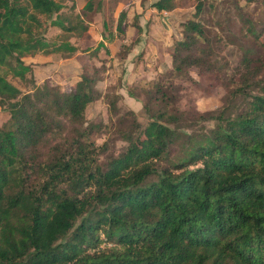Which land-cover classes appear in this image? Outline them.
I'll use <instances>...</instances> for the list:
<instances>
[{
	"label": "trees",
	"instance_id": "obj_1",
	"mask_svg": "<svg viewBox=\"0 0 264 264\" xmlns=\"http://www.w3.org/2000/svg\"><path fill=\"white\" fill-rule=\"evenodd\" d=\"M85 1L64 14L59 0H0V107L14 122L0 129V264H264V63H252L264 61L260 33L242 19L257 48L242 47L225 81L242 109L198 134L174 128L167 99L142 128L128 111L126 145L103 166L91 136L105 124L82 116L100 97L115 114L116 98L94 86L97 67L68 92L46 83L21 92L6 79L24 78L23 56H70L69 38L82 37L100 9ZM176 1L151 7L171 11ZM192 1L168 53L176 73L219 68L199 45L205 0ZM51 26L63 33L58 43L44 37ZM153 94L164 99L159 85Z\"/></svg>",
	"mask_w": 264,
	"mask_h": 264
},
{
	"label": "rangeland",
	"instance_id": "obj_2",
	"mask_svg": "<svg viewBox=\"0 0 264 264\" xmlns=\"http://www.w3.org/2000/svg\"><path fill=\"white\" fill-rule=\"evenodd\" d=\"M59 1L65 5L64 14L80 13L86 2ZM100 1L99 11L89 17L87 32L80 38H69L76 47L70 56L36 52L20 58L26 66L23 79L6 75L21 92H29L42 83L68 92L84 71L90 70L91 65L97 67L96 75L100 79L95 82V88L102 95L116 98L115 114L102 97L89 102L82 114L85 124H105L91 136L97 146L102 145L97 152L100 165L104 166L108 158L117 155L126 145L120 133L128 127L125 118L128 111L142 128L167 99L174 128L198 134L213 127L219 115L227 117L244 107L241 97L229 99L224 86L236 71L242 47L257 48L245 34L243 18L250 20L260 33L258 42H264L261 0H205L200 14L205 40L199 45L210 48L211 58L219 68L202 72L191 66L178 73L173 71L168 53L183 37L180 23L192 18V0H178L173 10L161 12L151 7L155 0ZM62 35L53 26L44 33L45 39L56 43ZM258 55L264 60V49L258 47ZM259 62L264 63H252ZM155 85L164 92L161 101L152 97ZM13 127L14 122L0 107V129Z\"/></svg>",
	"mask_w": 264,
	"mask_h": 264
}]
</instances>
